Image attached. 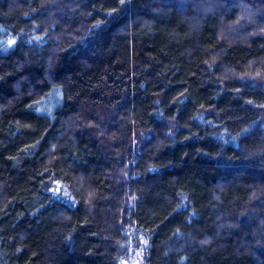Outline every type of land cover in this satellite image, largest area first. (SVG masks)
<instances>
[{"label": "trees", "instance_id": "1", "mask_svg": "<svg viewBox=\"0 0 264 264\" xmlns=\"http://www.w3.org/2000/svg\"><path fill=\"white\" fill-rule=\"evenodd\" d=\"M127 234L264 264V0H0V264H120Z\"/></svg>", "mask_w": 264, "mask_h": 264}, {"label": "rangeland", "instance_id": "2", "mask_svg": "<svg viewBox=\"0 0 264 264\" xmlns=\"http://www.w3.org/2000/svg\"><path fill=\"white\" fill-rule=\"evenodd\" d=\"M241 10H246L245 5H240ZM55 192L70 199L74 197L68 192V188L62 183H58ZM142 246L137 247L132 239V234H127L120 242L121 261L120 264H144L146 242L142 240Z\"/></svg>", "mask_w": 264, "mask_h": 264}]
</instances>
